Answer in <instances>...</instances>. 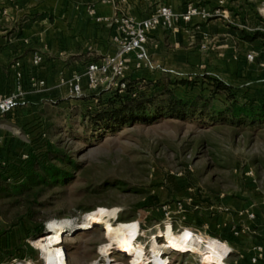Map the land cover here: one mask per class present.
I'll list each match as a JSON object with an SVG mask.
<instances>
[{
  "label": "rangeland",
  "instance_id": "1",
  "mask_svg": "<svg viewBox=\"0 0 264 264\" xmlns=\"http://www.w3.org/2000/svg\"><path fill=\"white\" fill-rule=\"evenodd\" d=\"M159 1L113 0L120 14L127 16L129 9L139 15L148 14ZM187 3L195 5L193 1ZM200 73L208 72L180 75ZM237 87L250 96L264 95V89L254 92ZM111 88L83 90L81 94L107 95ZM93 103L64 96L57 90L37 101V115L29 121L0 117V149L10 155L8 158L31 148L43 123L46 140L63 148L78 163L66 184L39 191L38 204L28 206L23 199L16 204L0 201V264H45L33 242L48 234L52 222H81L89 211L110 215L88 229L62 235L52 232L60 238L56 247L63 254L64 264H131L136 252L119 244L105 255L99 251L116 226L133 227V238L144 247L145 260L140 264H157L149 252L150 242L153 238L157 243L165 242L168 229L174 234L188 231L200 237L201 248L216 240L228 247L223 263L236 261L239 251L224 243L226 237L221 231L213 230L211 234L196 223L203 225L200 217L206 214L218 221L239 223L237 209L230 207L245 201L243 197L253 203L254 188H264V126L234 127L221 122L198 124L193 119L165 118L146 125L121 126L96 137L91 136L80 116V111ZM30 122L33 129L26 132ZM15 137L17 150L10 146L8 151L9 139ZM176 202L181 203L180 214L175 212ZM162 207L168 209L167 216ZM37 221L43 224L40 234L27 233ZM229 235V242L234 243L237 236L231 232ZM12 248L17 249L15 256L3 253ZM178 252H162L161 264H201L199 254Z\"/></svg>",
  "mask_w": 264,
  "mask_h": 264
},
{
  "label": "crops",
  "instance_id": "2",
  "mask_svg": "<svg viewBox=\"0 0 264 264\" xmlns=\"http://www.w3.org/2000/svg\"><path fill=\"white\" fill-rule=\"evenodd\" d=\"M190 1L208 11L209 16H192L187 22L178 18L171 28L150 31L145 49L152 67L135 68L130 55L126 74L155 78L161 72L206 71L236 86L251 88L247 91L263 90L264 70L259 64L264 62V10L258 12L262 0H160L159 5H167L180 14ZM0 9L6 11L0 22V97L14 90L13 62L18 63L21 75L22 104L5 114L12 120L13 116L18 121L36 117L37 101L57 90L69 96L59 79L82 72L87 63L115 50L114 28L94 21L95 16L121 15L113 0H0ZM126 12L136 18L147 15H139L133 9ZM254 33L258 35L253 38ZM34 53L41 56L38 65L32 63ZM247 53L253 54L250 62L245 59ZM37 81H42V85H33ZM28 102L31 106L27 107ZM26 127V132L31 131L32 122ZM9 140L7 150L10 146L17 150L16 137ZM3 156L5 151L0 149V158ZM254 194L253 203L243 197L245 201L230 207L237 209L239 223L218 221L206 214L200 217L203 225L196 226H205L211 234L213 230L221 231L222 235L235 229L234 243L225 238L223 241L239 251L236 260L244 259L242 255L257 244L262 249L261 258L254 264H264V188H254ZM247 212L253 216L247 217Z\"/></svg>",
  "mask_w": 264,
  "mask_h": 264
},
{
  "label": "trees",
  "instance_id": "3",
  "mask_svg": "<svg viewBox=\"0 0 264 264\" xmlns=\"http://www.w3.org/2000/svg\"><path fill=\"white\" fill-rule=\"evenodd\" d=\"M257 35L254 33L252 37ZM122 80L124 87L120 91L114 88L107 95L92 93L72 97L94 101L92 106H85L80 111L81 122L91 136L101 137L121 126L146 125L165 118L193 119L198 124L221 122L234 127L264 126L263 94L247 95L239 87L209 73L161 72L155 78L126 74ZM37 130L31 148L20 150L13 159L8 158L10 155L0 158V201L10 200L8 204H16L23 199L28 206L38 204L39 191L63 186L73 177L72 171L78 168L69 153L46 140L43 123ZM23 153L26 157L21 159ZM83 210L89 208L83 207ZM34 223L27 233L38 235L43 224L41 221ZM224 235L226 240H231L229 233ZM16 252V248L3 251L5 255L14 256ZM242 258L227 264L249 263L246 255Z\"/></svg>",
  "mask_w": 264,
  "mask_h": 264
},
{
  "label": "built area",
  "instance_id": "4",
  "mask_svg": "<svg viewBox=\"0 0 264 264\" xmlns=\"http://www.w3.org/2000/svg\"><path fill=\"white\" fill-rule=\"evenodd\" d=\"M264 10V0L260 3L259 13ZM88 13L93 14L92 7L88 8ZM6 15L4 9H0V22ZM192 16H199L204 19L209 16V12L200 8L197 5L187 3L182 13H175L171 7L167 5H158L153 11L146 16L136 18L127 15L112 16H95L94 21L103 23L108 27H113L115 34L113 41L115 43V50L112 54H105L96 61L87 63L80 73H74L68 79H59V84L67 88L69 96L74 97L82 93L83 90H97L98 88H117L118 91L123 89V78L126 75V60L131 55L135 68H151L152 65L148 60L145 43L147 34L157 28L168 29L173 26L174 21L178 18L184 22L189 21ZM247 61L253 60V54H245ZM41 62V56L37 53L32 55L33 65H38ZM259 66L264 70V62ZM13 69L14 90L6 96L0 97V117L21 105L22 91L20 88V72L18 70V63L15 61L11 65ZM42 85V81H37L33 85ZM26 155H20L24 159ZM175 212L181 213L182 207L180 202L175 203ZM164 216L169 214L168 209L162 207ZM246 216L251 218L253 214L247 212ZM234 235L237 234L235 229L231 230ZM261 246L255 244L248 249L246 256L249 263L254 264L261 258ZM174 252V251H173ZM176 252V251H175ZM229 252V251H228ZM226 253V255L228 254ZM225 255V256H226ZM164 258L163 255H161ZM151 264V263H148Z\"/></svg>",
  "mask_w": 264,
  "mask_h": 264
},
{
  "label": "bare ground",
  "instance_id": "5",
  "mask_svg": "<svg viewBox=\"0 0 264 264\" xmlns=\"http://www.w3.org/2000/svg\"><path fill=\"white\" fill-rule=\"evenodd\" d=\"M110 213L93 211L87 213L81 222L61 221L52 222L49 225L48 234L45 237L33 242V245L40 249L45 260V264H64L63 254L56 245L60 238L56 234L83 230L99 224L100 220L106 218ZM106 221V220H105ZM104 223V222H103ZM93 229V228H92ZM55 232L56 234H53ZM165 242L157 243L153 238L150 242L151 258L157 264H161L160 255L176 249L179 252H191L200 255L201 264H224L223 259L228 252V247L216 241H208L203 248L200 247L202 239L192 236L188 231L174 234L169 229L164 233ZM121 245L125 250L136 252L132 257L131 264H140L145 260L144 247L133 238V227L116 226L107 236V244L100 248V253L105 255L113 245ZM201 248V249H200Z\"/></svg>",
  "mask_w": 264,
  "mask_h": 264
}]
</instances>
